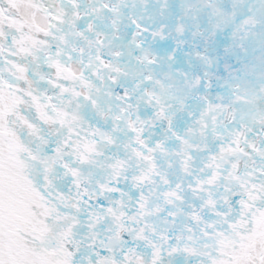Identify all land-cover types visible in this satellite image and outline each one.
<instances>
[{"label":"snow or ice","instance_id":"snow-or-ice-1","mask_svg":"<svg viewBox=\"0 0 264 264\" xmlns=\"http://www.w3.org/2000/svg\"><path fill=\"white\" fill-rule=\"evenodd\" d=\"M95 2L89 12L83 0H0V264H264V113L177 55L207 14L157 0L160 21L130 15L132 37L106 61L95 17L111 12L115 27L126 3ZM247 10L246 22L264 19V4ZM239 39L223 54L243 77L257 46ZM124 50L151 66L131 89ZM165 67L161 89L196 84L199 99L181 101L195 129L181 133L144 86ZM225 100L230 119L215 110Z\"/></svg>","mask_w":264,"mask_h":264},{"label":"bare ground","instance_id":"bare-ground-1","mask_svg":"<svg viewBox=\"0 0 264 264\" xmlns=\"http://www.w3.org/2000/svg\"><path fill=\"white\" fill-rule=\"evenodd\" d=\"M137 1V0H136ZM237 1V0H236ZM125 5H120L122 9H124V15L123 17H119L117 24L119 26L124 25L126 23L127 29H129L132 25L131 19L129 16L131 15L134 18V14L137 12V9L133 7V0H125ZM241 4L237 1L234 2L232 9L227 11V16L223 18V21L220 22V29L219 32L223 39H220V42L217 43L219 37L216 36L212 38L210 43H206V38H203L202 35H200L198 39L199 44V52L202 55V62L199 63V71L198 76L199 78L203 80H207L211 82L212 90L217 91V85L220 86V88L225 89L240 96V97H246L250 100V102L257 106V109L259 112L264 113V82H262L260 79H257V77H264V65L263 69L259 70L258 63L260 62V56L262 58V54L264 53V22H260L257 20L254 26L248 28L247 30H244L243 28L237 29L236 32V43L233 45H239L240 39L239 37L245 36L247 34V43L250 45H256L257 49L255 54L242 63L240 66L241 71L244 73L243 77H236L235 73L232 72V61L227 58L223 53L226 48V46H229L227 44V38L230 37L232 27V20H235L238 22L240 20V9ZM142 10H144L142 8ZM141 10V11H142ZM208 15L205 19L206 21L209 19V8L207 9ZM239 24V22H238ZM126 29V30H127ZM193 28H191L192 30ZM235 30V29H234ZM232 30V32H235ZM123 33H119L118 39L115 41L112 34H106L105 35V42L102 49V52L104 56L112 54L117 49L121 48L124 44L122 43L123 40ZM191 36L195 40L196 44V33L195 29L192 30ZM123 37V38H122ZM120 60L122 61V64L126 60V57L124 54L120 56ZM193 61L192 58L187 57L185 60V64L187 66V62ZM262 64V62H261ZM172 72H176V69H171ZM125 72L127 73V69L125 68ZM165 74V72L163 73ZM231 76V78H228V76ZM125 77V76H123ZM163 82L167 83V75H162ZM102 86V85H98ZM193 88L191 85H186L184 90L177 89L176 87H164L161 89L155 88L154 91L158 93H162L165 98L166 102L171 105L170 108H168V113L170 116H173V119L176 124H180L178 127V130L183 133L185 128L192 127L195 129V124L192 123V121H189L187 119V116L183 117V120L181 119L183 116L184 111H181V101H183L184 105H191L193 104L198 98L194 95L192 92ZM185 92L188 93L187 96H185ZM181 106V107H180ZM240 108V105H236V108ZM180 108V109H179ZM87 110V109H86ZM217 112H220L222 114V117L230 119L226 117L227 112V101L223 102H217V107L215 109ZM88 111V110H87ZM240 114V113H239ZM93 117H95V114L92 113ZM182 120V124L180 123ZM227 122V120L225 121ZM181 128V130H180ZM188 139L193 143H197L198 136L197 135H191L188 137ZM172 149V145L170 146V150ZM195 155V153H194ZM173 169L168 170L169 173H173ZM178 171V169L175 170Z\"/></svg>","mask_w":264,"mask_h":264},{"label":"rangeland","instance_id":"rangeland-1","mask_svg":"<svg viewBox=\"0 0 264 264\" xmlns=\"http://www.w3.org/2000/svg\"><path fill=\"white\" fill-rule=\"evenodd\" d=\"M240 4H241V10H240V20L238 22H236L235 20H232V27L235 32H232L229 34L230 37L227 38V44H229V46H233L237 39H236V32L237 29L239 28H243L244 30H247L248 28L252 27L255 25V23L257 22V20L253 21V20H248L247 22L245 21V16L250 15L248 12V3L250 2V0H237ZM236 0H209L208 6H209V19L207 20V22L205 23V26L202 29V36L203 38H206V43H210L212 38H214L216 36V34L219 32L220 29V22L223 21V18H225L227 16V11L229 12L230 9H232L234 2H237ZM137 8L140 9L142 8V6L144 7L143 12H141L140 14H144V17L146 19L149 20L150 14L152 13V0H146V3L141 4L140 0H137ZM188 4L190 7L194 8V9H198L200 10V6H199V0H188ZM261 4H264V0H256V6L259 7ZM202 9V8H201ZM203 11V10H202ZM201 11V12H202ZM121 15V13H119ZM122 16V15H121ZM260 22H264V19H260ZM262 62V64H261ZM263 65H264V53L262 54V58L260 56V62L258 63V68L259 70L263 69ZM80 65H77L76 67L79 68ZM197 71H199V67L197 68ZM198 74V73H197ZM189 85L191 86H195V83H193L191 81V83H189ZM226 89V88H225ZM193 93H195V91L192 90ZM197 98L199 99V97L197 96ZM227 112H226V117L231 118L233 109L232 106L227 104ZM237 110V114L240 113V108H236ZM185 112L183 113L182 116V120L183 117H185ZM182 120H180L181 124H182ZM178 126H180V124H177ZM181 130V128H180ZM174 144H172V148H174ZM166 166V165H165ZM170 170V169H168ZM174 171V170H172ZM170 174V178L173 179V182H175V179L177 176L180 175L179 170L176 171L175 176H172L171 173Z\"/></svg>","mask_w":264,"mask_h":264},{"label":"water","instance_id":"water-1","mask_svg":"<svg viewBox=\"0 0 264 264\" xmlns=\"http://www.w3.org/2000/svg\"><path fill=\"white\" fill-rule=\"evenodd\" d=\"M201 4H203V7H204V13L205 14H207L208 15V11H207V9H208V0H201ZM122 11H123V13L125 12L124 11V9H122ZM110 13V17H109V19H110V22H109V25H107V26H105L103 29H101V30H99V31H102V32H104L105 34L106 33H108V32H110L111 30H112V28H113V31H111L112 32V35H113V37H114V40L116 41L118 38V35H119V33L121 32V33H124L125 31H126V29H127V26H126V23L124 24V25H121V26H119L117 23H116V26L115 27H113L112 26V21L115 19V17L113 16V14L111 13V12H109ZM124 15V14H123ZM206 23V20H204L200 25H199V27H196V36H197V47L199 48V44H198V39H199V37H200V34H201V25H204ZM193 48V47H192ZM193 51V50H192ZM114 53V52H113ZM198 56L200 57V59H202V55H201V53H198ZM110 57H111V54L110 55H107L106 57H105V59H106V61H108L109 59H110ZM102 85V84H101ZM105 99H107L106 97H105ZM94 120V119H93ZM96 120H94V123H97V122H95ZM100 126H104L103 125V121H101L100 122ZM165 166V165H164ZM173 176V175H172Z\"/></svg>","mask_w":264,"mask_h":264}]
</instances>
